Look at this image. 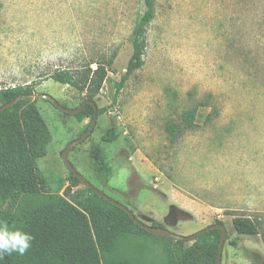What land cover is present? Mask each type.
<instances>
[{
    "label": "rangeland",
    "instance_id": "374dc122",
    "mask_svg": "<svg viewBox=\"0 0 264 264\" xmlns=\"http://www.w3.org/2000/svg\"><path fill=\"white\" fill-rule=\"evenodd\" d=\"M143 11L142 0H0V88L36 84L26 103L50 134L47 154L36 160L46 191L91 201L82 184L70 183L61 157L90 119L43 98L73 109L87 91L50 75L69 70L80 83L88 66L111 61L94 97L97 108L108 109L68 153L74 169L138 220L175 235L221 221L228 237L221 264H264V0H154L144 64L113 102ZM189 113L190 127L183 121ZM168 123L181 130L176 139ZM111 126L119 144L104 147L108 172L100 176L90 149ZM235 216L256 221L259 234L236 235ZM124 242L131 257L147 264L166 260L163 239Z\"/></svg>",
    "mask_w": 264,
    "mask_h": 264
},
{
    "label": "trees",
    "instance_id": "16d2710c",
    "mask_svg": "<svg viewBox=\"0 0 264 264\" xmlns=\"http://www.w3.org/2000/svg\"><path fill=\"white\" fill-rule=\"evenodd\" d=\"M142 3L144 11L133 32L132 53L124 73L114 84L113 102L128 78L144 64L145 34L154 18V0H142ZM111 70V61L96 62L95 69L87 67L80 83L69 70L54 71L50 79L59 85L86 90V99L80 107L88 101L95 103L94 97ZM35 85L0 88V107L21 97L14 106L0 113V218L34 236L32 246L24 256H6L0 264H147L142 258L131 257L124 241L152 235L138 227L123 210L87 188L85 190L91 197L88 203L70 201L46 191V179L38 170L36 160L47 154L50 134L36 108L26 103ZM60 105L66 108L64 104ZM107 109L97 108V116L103 115ZM72 116L78 120L89 118L91 123L93 107L87 104ZM192 118L190 113L183 117L188 127L192 126ZM180 131L176 124L168 123L166 126L172 140ZM118 144L117 127L111 126L102 133L100 143L91 147L90 155L98 175L108 172L104 147ZM68 179L72 185L82 184L70 172ZM68 192L64 194L66 197ZM214 224L223 225L218 220ZM150 226L159 227L155 223ZM231 228L238 236L255 237L259 234L256 221L244 216L233 217ZM219 237L220 231L215 230L191 241L159 238L166 241L163 264H216ZM227 240L225 236L224 242ZM230 244L236 246L234 242Z\"/></svg>",
    "mask_w": 264,
    "mask_h": 264
},
{
    "label": "water",
    "instance_id": "95a60500",
    "mask_svg": "<svg viewBox=\"0 0 264 264\" xmlns=\"http://www.w3.org/2000/svg\"><path fill=\"white\" fill-rule=\"evenodd\" d=\"M43 98L46 99L48 102H50L57 110L65 113V114H69V115L78 114L79 112L82 111V109L87 104L91 105L93 107V117H92V120H91V123H90V126L88 127V129L86 131H84L80 135L79 138L71 141L61 153L62 160H63L65 166L67 167V169L69 170V172L75 178H77L83 184V186L85 188L89 189L97 197H99V198L103 199L104 201L110 203L111 205L123 210L127 214V216L129 217V219L132 220L138 227H140L145 232H147L148 234H150L154 237L169 238V239H174V240H178V241H191V240H193V239H195V238H197V237H199L205 233H208L210 231L219 230L220 231V237H219V241H218V245H217L216 264H221L222 248H223V244H224L225 236H226V229L223 225H221V224L209 225V226H207V227H205V228L199 230L198 232H196L192 235H189V236L175 235V234H173V233H171V232H169L166 229H163L161 227H152V226L147 225V224L143 223L142 221L138 220L126 207H124L123 205L119 204L118 202L110 199L104 193H102L101 191L96 189L93 185H91L82 175H80L74 169V167L71 165L70 161L68 160V153L71 150H73L76 145L80 144L82 141H84L86 139V137L90 134V132L92 131V129L95 125L96 118H97V107L93 101L85 102L84 104H82L80 107H77V108L68 109V108L61 106L55 99H53L49 96L43 95ZM20 99H21V97H17L13 101L1 106L0 107V113L5 111L8 108L14 106Z\"/></svg>",
    "mask_w": 264,
    "mask_h": 264
},
{
    "label": "clouds",
    "instance_id": "9594fccd",
    "mask_svg": "<svg viewBox=\"0 0 264 264\" xmlns=\"http://www.w3.org/2000/svg\"><path fill=\"white\" fill-rule=\"evenodd\" d=\"M34 236L21 228L13 227L0 218V261L13 254L24 256L32 246Z\"/></svg>",
    "mask_w": 264,
    "mask_h": 264
},
{
    "label": "crops",
    "instance_id": "0c3cea01",
    "mask_svg": "<svg viewBox=\"0 0 264 264\" xmlns=\"http://www.w3.org/2000/svg\"><path fill=\"white\" fill-rule=\"evenodd\" d=\"M263 207H264V204L262 205V204L259 203V209L264 212V208ZM217 209H221V208L218 207Z\"/></svg>",
    "mask_w": 264,
    "mask_h": 264
}]
</instances>
